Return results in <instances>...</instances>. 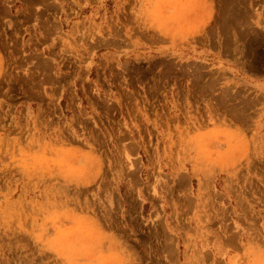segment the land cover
<instances>
[{"label": "rangeland", "instance_id": "rangeland-1", "mask_svg": "<svg viewBox=\"0 0 264 264\" xmlns=\"http://www.w3.org/2000/svg\"><path fill=\"white\" fill-rule=\"evenodd\" d=\"M0 264H264V0H0Z\"/></svg>", "mask_w": 264, "mask_h": 264}]
</instances>
